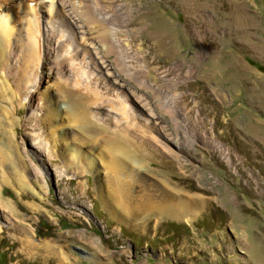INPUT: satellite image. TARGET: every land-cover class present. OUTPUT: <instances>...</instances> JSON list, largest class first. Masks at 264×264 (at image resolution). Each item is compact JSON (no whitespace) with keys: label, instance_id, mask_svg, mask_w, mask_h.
<instances>
[{"label":"rangeland","instance_id":"374dc122","mask_svg":"<svg viewBox=\"0 0 264 264\" xmlns=\"http://www.w3.org/2000/svg\"><path fill=\"white\" fill-rule=\"evenodd\" d=\"M40 1L0 0V13L15 16L0 65V119L16 109L0 134L7 264H264V0H53L51 12ZM27 4L39 7L41 36L29 59L26 28L37 27ZM91 12L110 16L123 50L116 58L105 54L96 37L103 18ZM89 54L105 63L92 74L100 95L115 101L121 89L132 107L120 123L108 117L109 128L85 101L86 129L75 130L54 99L72 104L62 76L70 84L87 76L79 60L90 69ZM6 64H17L8 79ZM144 155L160 159L151 172ZM122 172L145 201L153 193L147 210L177 200L182 219L135 210Z\"/></svg>","mask_w":264,"mask_h":264},{"label":"bare ground","instance_id":"6f19581e","mask_svg":"<svg viewBox=\"0 0 264 264\" xmlns=\"http://www.w3.org/2000/svg\"><path fill=\"white\" fill-rule=\"evenodd\" d=\"M13 0H11V2H12ZM32 1H35V0H28V2H30V3H32ZM39 1V0H38ZM42 1V0H41ZM41 1H40V3H41ZM50 2H49V8L48 7H46L49 11L50 10H52V6H53V0H49ZM69 1V0H68ZM23 2H24V0H23ZM22 2V3H23ZM37 2V1H36ZM48 2V1H47ZM46 2V3H47ZM58 3V2H57ZM70 3V2H69ZM42 4V3H41ZM40 4V5H41ZM75 4V3H74ZM30 5L31 4H27L26 5V8H27V10H28V13H30V15H29V18H30V21L32 22V20L34 21V23H35V25H36V29H35V32H34V30H33V35L31 34V32H30V29L28 28H26V37L29 35V37H30V39L29 40H31V42L30 41H28V43L30 44V45H33V53H32V55L31 54H27V56H28V59H29V57H31L32 56V58H33V56H36V54H37V51H38V49H37V41H38V39H40L41 38V36H40V29H39V26H40V21H39V13L37 12L38 10V8H35L34 7V9L32 8V7H30ZM39 5V6H40ZM48 5V4H47ZM14 6V5H13ZM21 4L19 5V3H16V6H14V9L15 8H21ZM67 6V5H66ZM68 6H69V4H68ZM77 7V6H76ZM86 7V6H85ZM86 8H88V7H86ZM33 10V11H32ZM83 11H84V9H82ZM30 11V12H29ZM51 12V11H50ZM90 12V10H86V11H84V14H88ZM92 13V12H91ZM90 13V14H91ZM93 14V13H92ZM52 15V14H51ZM94 15V14H93ZM15 17L14 15H9V13H5V12H1L0 13V65L4 62V61H8V56H6L5 54H1L2 53V49H3V47H4V45L5 46H7V43H8V41H9V36L12 34L11 33V31H12V25H14V21H13V17ZM95 17H96V19H97V21H98V19H99V17H101V20H102V18H103V27L101 28V25L100 26H97L98 28L96 29V32H97V38H99V40L98 41H100L101 42V46L104 48V52H105V54H111V53H114L115 54V56H114V58H116L117 56H118V54L121 52V51H123L122 49H121V47H119L120 45H117L116 44V42H115V39L114 38H112V35H113V28H111L110 27V25H109V23L107 24V22L108 21H110L111 22V20L109 19L110 18V16L108 15V14H106V15H101V16H99V15H94ZM94 16H89V19H91V21H92V23L94 24L95 22H96V20H95V18H94ZM117 16V15H116ZM124 18V17H123ZM88 19V18H87ZM72 23V22H71ZM102 23V22H101ZM29 25H31V24H29ZM99 25V24H98ZM33 26V25H32ZM42 27V26H41ZM79 27H82V25H80ZM95 27V26H94ZM32 29V28H31ZM43 30V29H42ZM120 30V29H119ZM121 31V30H120ZM127 31V30H126ZM80 32L81 33H83L84 31H83V29H80ZM124 32V31H123ZM123 32H122V34H123ZM11 33V34H10ZM90 34L89 33V30H87V29H85V33L83 34V36L85 35V34ZM117 33H118V31H117ZM125 33V32H124ZM121 34V33H120ZM130 34V33H129ZM54 34H52V36H53ZM101 35V36H100ZM59 36V35H58ZM66 36V35H65ZM119 36V35H118ZM56 34H55V38L54 37H52L51 38V35H49L48 37L46 36V38L48 39L47 40V42L46 43H50V41H51V39L52 40H54V39H56ZM94 37V36H93ZM114 37V36H113ZM32 38V39H31ZM43 38V37H42ZM54 38V39H53ZM63 38V37H62ZM45 39V38H44ZM87 39V46L89 45L90 47H92V45H93V47L95 46L94 45V42H93V40L91 39V37L89 38V40H88V38H86ZM128 40V39H127ZM11 41V40H10ZM129 41V40H128ZM40 42V41H39ZM61 42V41H60ZM119 44V43H118ZM43 45V44H42ZM62 46H65V45H62ZM67 46H69V44H67ZM66 46V47H67ZM41 47V46H40ZM69 48V47H68ZM102 48V49H103ZM87 49H89V48H87ZM94 49H95V51H93L92 53H94V54H99V52L98 51H96V49L97 48H95L94 47ZM65 50V49H64ZM68 50V49H67ZM99 50V49H98ZM31 51V50H30ZM69 51V50H68ZM26 52V51H25ZM28 52V51H27ZM84 52H86V46L84 45L83 47H80V50H78L77 52H75L74 53V55L75 56H78V55H80L81 53L83 54ZM6 53V52H5ZM30 53V52H29ZM50 53V52H49ZM25 55V54H24ZM59 56V55H58ZM82 56V55H81ZM84 56H85V54H84ZM88 56V58L90 59L89 61L91 62V64H92V66H91V70H93V71H91L90 69H89V67H88V64H87V62L85 61V59H84V57L82 58V60H79V59H77V60H79V61H81V63L84 65V69H86V71H88V75L87 76H85V70H82V67H80V69L83 71L82 73H83V76L82 77H79L77 74H75L74 75V77H73V80H72V83L70 84V80H69V75H67V74H65L64 73V75L62 76V81L64 82V86H65V89L68 91V94H66V96L68 97V102L70 101L72 104H69V103H67V102H63V100H64V97H61L60 98V96L58 97V100H56V99H54V101H55V103H56V109H55V113H57L60 109H64V108H66L67 109V112L69 113V119L68 120H71L72 119V121H73V119H76L77 121H76V129L75 130H77L78 128H80L81 130L82 129H86L85 127H83L82 125H81V120H82V114H83V110L80 108V106H81V104L82 103H84L85 101L87 102V109L90 111L89 112V114H90V116L94 119V120H97L99 123H101V124H103V125H105L106 127H109L110 128V126H107V123H108V121H107V118L108 117H112V119L114 120V119H116V121L117 122H119L120 123V121H121V119H122V117L124 116V115H127V114H129L131 111V107H132V104L130 103H128V96L124 93V92H122V91H120L121 89H114V91H115V97H114V99H115V101L113 100V99H111L110 97H107V96H105L103 93H101V95H100V92H99V90L97 89V87H95V85H94V81H93V79L94 78H92V74L94 73V71H97V72H100L101 71V69L99 68L101 65L100 64H103V66L102 67H104L105 68V63H104V60H102L101 59V61H100V56H97V55H95L96 56V58H97V60H98V62H96L95 61V56L93 57V54H89V55H87ZM127 56V55H126ZM11 57V56H10ZM60 57V56H59ZM71 57V56H70ZM86 57V56H85ZM129 57V56H128ZM25 58V57H24ZM38 58H39V56H38ZM58 58V57H57ZM61 58V57H60ZM76 58V57H75ZM74 58V59H75ZM68 59V58H67ZM72 59V58H71ZM20 60V59H19ZM76 60V59H75ZM64 61H65V59H64ZM68 61V60H67ZM115 61V60H114ZM18 62V61H17ZM27 62H28V60H27ZM38 62V61H37ZM61 62V61H60ZM24 63H26V62H24ZM75 62H73V64H74ZM100 63V64H99ZM115 63H116V61H115ZM22 64V63H21ZM68 64H72V62L71 61H69L68 62ZM3 65H4V63H3ZM7 65V64H6ZM20 65V64H19ZM25 65V64H24ZM10 66V67H9ZM3 67V66H2ZM17 68V64H15V65H10V64H8L7 65V71H8V74H6L5 76H6V78L8 79L9 78V72H10V74L12 73L13 74V72L15 71V69L14 68ZM20 67V66H19ZM20 68H22V67H20ZM23 69V68H22ZM11 70V71H10ZM19 70V69H18ZM107 71H106V75H107V79H112V76H111V74H110V70H109V68H107L106 69ZM25 71V70H24ZM23 72V71H22ZM130 72V71H129ZM132 72V71H131ZM4 73H5V70H4ZM19 73V72H18ZM25 74V73H24ZM37 74V73H36ZM35 74V75H36ZM104 74V73H103ZM18 75V74H17ZM19 76V75H18ZM22 76V75H21ZM24 76V75H23ZM38 77V76H37ZM61 77V76H60ZM13 78V77H12ZM23 78V77H22ZM30 79V78H29ZM28 79V80H29ZM18 80V79H17ZM19 80H21V79H19ZM39 81V80H38ZM35 82V81H34ZM114 82H116V81H114ZM33 83V82H32ZM6 84V83H5ZM9 84V83H8ZM1 86V85H0ZM47 86H49V85H47ZM6 87V86H5ZM4 87V88H5ZM33 87V86H32ZM63 87V86H62ZM49 88H51L50 86H49ZM32 91H34V90H32ZM47 91V90H46ZM64 92V91H63ZM5 93V90L4 89H1L0 90V95L1 94H4ZM31 93V92H30ZM29 92H28V96L27 97H32L33 96V94L31 95ZM88 94V95H87ZM57 98V97H56ZM109 109H111V112H110V110ZM119 109V110H118ZM65 110V109H64ZM4 113L6 114L7 113V118L5 117L4 119H0V129H1V131H0V134H2V136H4V134H6V136H7V134H9V133H7V132H5V127H7L8 126V124H7V120H8V118H11V117H13L14 116V114L16 113V109H15V107L14 108H12V109H7V110H5L4 109ZM65 113H66V111H65ZM60 115V114H59ZM149 115H151V114H149ZM53 116V115H52ZM128 119H129V117L128 116H125L124 118H123V120L125 121V122H127L128 121ZM60 122V121H59ZM53 126V125H52ZM9 127V126H8ZM67 129H69L70 128V124L66 127ZM55 130V129H54ZM61 130V129H60ZM62 131V130H61ZM58 132V131H57ZM57 132H52L53 134H55V133H57ZM83 134V133H82ZM56 135H58V134H56ZM86 135V134H85ZM10 136V135H9ZM5 137V136H4ZM6 138V137H5ZM8 138V137H7ZM10 138V137H9ZM8 138V139H9ZM34 140V139H33ZM41 141V140H40ZM39 141V142H40ZM42 143V142H41ZM85 143V142H84ZM2 144H3V142L2 141H0V149H2L1 148V146H2ZM49 144V143H48ZM10 147V146H9ZM41 148V147H40ZM42 148H43V146H42ZM167 148V147H166ZM168 154L169 155H175V152L172 150V149H168ZM144 159H146V167H145V169H146V171H148V172H151V169H150V167H152L153 166V163H154V161H156V162H158L159 163V161H160V159H158L157 157H155V156H152V157H147L146 155H144V157H143ZM5 160V157H4V155L3 154H1L0 155V166H1V164H3V161ZM91 160H93V158L91 157ZM91 163H93V161L91 162ZM95 163V162H94ZM0 172H1V168H0ZM122 177H121V179H120V182H119V185H121V187L123 186L124 188H123V190H124V195H125V197L127 198V199H129V200H131V201H137V203L138 204H136V207H135V210H137V211H139V212H141V214H145V213H147L148 211L150 212L151 210H164L165 212V214L166 215H169V216H173L174 218H177V219H182V216H179V215H177L176 214V212H175V210H173L172 209V207H177V205H179V204H181L182 202H178L177 200H174V201H172V202H166V205H163L161 202H160V204H159V206H154V207H151V210H147L146 208H147V206H148V203H150V200L153 198L154 199V196H153V193H150L149 194V197L147 198V201H145L144 200V198H145V193L144 192H142V191H138V190H136V189H134V188H130V187H128V179H127V176L125 175V173L124 172H122ZM1 179V178H0ZM19 181V180H18ZM102 181V180H101ZM178 196V195H177ZM184 196H186V197H184L187 201H189V202H187V205H186V208L187 209H189L190 211H192V213H193V210H192V207H191V200H190V198H189V196H188V194H184ZM180 196H178V198H179ZM192 197V196H191ZM171 198V197H170ZM195 202V201H194ZM173 205V206H171V207H169V205ZM133 211H134V209H133ZM195 214V213H194ZM131 215H132V213H131ZM133 216V215H132ZM184 220H191V217H187V216H185L184 217Z\"/></svg>","mask_w":264,"mask_h":264},{"label":"trees","instance_id":"16d2710c","mask_svg":"<svg viewBox=\"0 0 264 264\" xmlns=\"http://www.w3.org/2000/svg\"><path fill=\"white\" fill-rule=\"evenodd\" d=\"M9 255L6 250H4L2 247H0V264H7L9 263Z\"/></svg>","mask_w":264,"mask_h":264}]
</instances>
